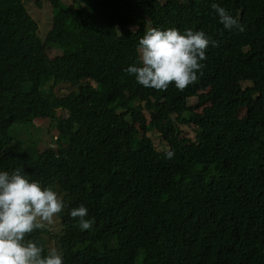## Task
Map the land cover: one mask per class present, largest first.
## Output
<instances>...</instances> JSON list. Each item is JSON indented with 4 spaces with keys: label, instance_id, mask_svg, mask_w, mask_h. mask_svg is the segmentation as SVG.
Wrapping results in <instances>:
<instances>
[{
    "label": "trees",
    "instance_id": "trees-1",
    "mask_svg": "<svg viewBox=\"0 0 264 264\" xmlns=\"http://www.w3.org/2000/svg\"><path fill=\"white\" fill-rule=\"evenodd\" d=\"M28 5L50 9L45 37ZM152 27L217 41L194 84L126 72ZM17 168L66 203L29 237L64 264H264V0H0V172ZM81 204L90 230L69 215Z\"/></svg>",
    "mask_w": 264,
    "mask_h": 264
},
{
    "label": "clouds",
    "instance_id": "clouds-1",
    "mask_svg": "<svg viewBox=\"0 0 264 264\" xmlns=\"http://www.w3.org/2000/svg\"><path fill=\"white\" fill-rule=\"evenodd\" d=\"M212 9L225 29L245 30L225 7L213 3ZM209 45L218 43L202 30L152 27L139 40L141 66L131 65L126 72L144 88L166 91L174 84L182 91L202 74ZM73 207L68 208H72L70 217L78 220L82 231L90 230L95 219L88 218V209L83 204ZM65 208L63 197L52 186L30 179L23 168L0 172V264H64L62 251L52 248L44 255V248L29 237L52 225Z\"/></svg>",
    "mask_w": 264,
    "mask_h": 264
},
{
    "label": "rangeland",
    "instance_id": "rangeland-1",
    "mask_svg": "<svg viewBox=\"0 0 264 264\" xmlns=\"http://www.w3.org/2000/svg\"><path fill=\"white\" fill-rule=\"evenodd\" d=\"M28 11L31 14V16L38 20L39 25V33L41 37H45V34L47 33L49 27H50V21H51V14L50 9L48 7L39 8L35 5H28ZM62 51L57 47H52L48 49L47 54L50 56L51 59H54L55 56L60 55ZM65 88H62V92H65ZM197 101V98H191L190 104H193ZM245 114V111L242 113V115ZM42 122V123H41ZM51 126V121L44 120L37 123V127L33 130V133L37 138L45 139L47 137V128ZM149 136L152 138L154 145L157 147V149L166 151V149L169 148L167 144L163 142V140L160 138V136L156 133L155 130H152ZM48 227V226H47ZM51 227V226H50ZM53 233H57V231L53 230ZM46 244L49 249L56 248L58 245L55 243V241L50 240L49 238H46Z\"/></svg>",
    "mask_w": 264,
    "mask_h": 264
}]
</instances>
